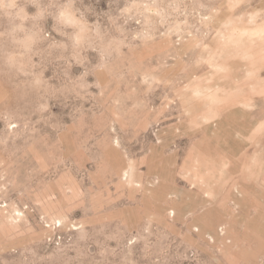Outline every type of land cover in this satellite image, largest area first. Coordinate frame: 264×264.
I'll return each instance as SVG.
<instances>
[{
    "label": "rangeland",
    "instance_id": "1",
    "mask_svg": "<svg viewBox=\"0 0 264 264\" xmlns=\"http://www.w3.org/2000/svg\"><path fill=\"white\" fill-rule=\"evenodd\" d=\"M17 5L0 264H264V0Z\"/></svg>",
    "mask_w": 264,
    "mask_h": 264
},
{
    "label": "clouds",
    "instance_id": "2",
    "mask_svg": "<svg viewBox=\"0 0 264 264\" xmlns=\"http://www.w3.org/2000/svg\"><path fill=\"white\" fill-rule=\"evenodd\" d=\"M0 12L8 16L19 17L21 13H24V9H18L17 0H0ZM24 14L26 15V13ZM27 50L25 48L24 51L26 52Z\"/></svg>",
    "mask_w": 264,
    "mask_h": 264
}]
</instances>
